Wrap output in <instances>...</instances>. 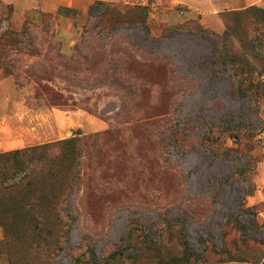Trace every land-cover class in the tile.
<instances>
[{
  "label": "rangeland",
  "instance_id": "rangeland-1",
  "mask_svg": "<svg viewBox=\"0 0 264 264\" xmlns=\"http://www.w3.org/2000/svg\"><path fill=\"white\" fill-rule=\"evenodd\" d=\"M74 2L0 0V137L15 142L0 152L73 135L84 146L67 245L40 258L74 264L93 248L132 264L130 230L141 246L135 264H162L184 241L199 264L243 262H218L228 252L257 258L264 97L239 92L224 62L231 42L216 34L220 11L264 0ZM125 6L145 8L149 30L120 20ZM242 31L249 40L259 30L248 22ZM17 248L0 228V264H10L9 249L33 258L30 238Z\"/></svg>",
  "mask_w": 264,
  "mask_h": 264
},
{
  "label": "trees",
  "instance_id": "trees-1",
  "mask_svg": "<svg viewBox=\"0 0 264 264\" xmlns=\"http://www.w3.org/2000/svg\"><path fill=\"white\" fill-rule=\"evenodd\" d=\"M72 10L73 8L61 7ZM133 12H137L134 14ZM119 19L148 28V13L145 8L125 6L118 11ZM225 29L216 34L219 40L231 42L224 47V62L229 65L237 80L242 95L264 97V8L251 5L246 8L228 9L219 12ZM251 23L258 33L245 38L242 28ZM125 23V22H124ZM248 35V33H247ZM240 41V50L233 49V42ZM255 43L263 48V54L255 51ZM80 135L49 141L0 152V228L11 248L18 249L19 243L33 247V258L28 262L9 249L10 264H49L50 256L42 260L39 253L46 246L50 252L62 250L67 245L69 233L75 221L70 212V200L80 179L81 158L84 146ZM264 205V200L261 202ZM252 211V208H248ZM129 246L134 251L132 264L139 257L141 246L132 230L129 231ZM148 244V242L143 241ZM151 244L147 245L150 248ZM50 255V254H49ZM126 260L122 251H115L99 259L93 248L87 257L74 258V264H123ZM243 261L264 264V249L254 260L237 258L228 252L225 261ZM196 256L183 242L181 254L162 260V264H199Z\"/></svg>",
  "mask_w": 264,
  "mask_h": 264
},
{
  "label": "crops",
  "instance_id": "crops-1",
  "mask_svg": "<svg viewBox=\"0 0 264 264\" xmlns=\"http://www.w3.org/2000/svg\"><path fill=\"white\" fill-rule=\"evenodd\" d=\"M91 1L92 0H75L74 5L78 9L84 10L87 8L89 3H91ZM1 145L4 147H6V146L11 147V146H15V142H10V141L6 142V140L3 137H0V147H1ZM4 151H6V150H4ZM231 263H234V262H231ZM239 263L240 264H256L253 262H239ZM223 264H226V263H223Z\"/></svg>",
  "mask_w": 264,
  "mask_h": 264
}]
</instances>
